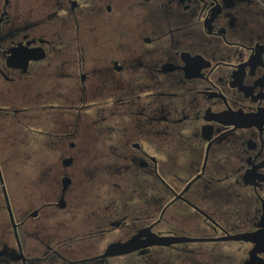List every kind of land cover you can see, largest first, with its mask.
<instances>
[{
    "label": "flooded vegetation",
    "instance_id": "flooded-vegetation-1",
    "mask_svg": "<svg viewBox=\"0 0 264 264\" xmlns=\"http://www.w3.org/2000/svg\"><path fill=\"white\" fill-rule=\"evenodd\" d=\"M0 264H264V0H0Z\"/></svg>",
    "mask_w": 264,
    "mask_h": 264
}]
</instances>
